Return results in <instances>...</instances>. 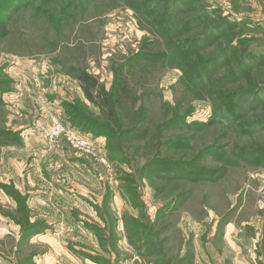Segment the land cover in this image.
Listing matches in <instances>:
<instances>
[{
  "label": "rangeland",
  "instance_id": "1",
  "mask_svg": "<svg viewBox=\"0 0 264 264\" xmlns=\"http://www.w3.org/2000/svg\"><path fill=\"white\" fill-rule=\"evenodd\" d=\"M19 1L12 10L0 5L9 19L0 38V131H17L15 122L25 126H15L23 131L18 144L0 148V264H264V127L241 133L264 107L245 114L244 128L217 121V102L208 89L196 91L182 62L143 59L167 53L168 41L145 16L157 0ZM206 10L210 17L191 25ZM178 18L190 31L172 36L174 43L227 28L188 62L206 61L237 39L243 41L237 58L245 51L264 55V0H197ZM234 66L217 70L212 81ZM70 68L85 70L106 91L124 73L126 126L144 121L136 134L113 137L124 162L111 159L105 136L69 122L66 104L96 124L107 122ZM258 68L219 84V91L263 88L264 61ZM23 83L34 91L36 107L12 114ZM56 123L65 133L50 139L46 133ZM68 132L89 136L93 155L76 149ZM246 153L260 157L238 159ZM157 158L218 175L142 173Z\"/></svg>",
  "mask_w": 264,
  "mask_h": 264
},
{
  "label": "trees",
  "instance_id": "2",
  "mask_svg": "<svg viewBox=\"0 0 264 264\" xmlns=\"http://www.w3.org/2000/svg\"><path fill=\"white\" fill-rule=\"evenodd\" d=\"M19 0H0V5L9 7V10L13 9ZM20 0L19 2H21ZM193 2L197 4V0H157L153 3L152 7L145 10V16L151 19L154 28L166 38L167 53L163 55L144 54L143 59L149 62L161 61L164 58L169 59L172 62H182L181 67L184 68L187 73L186 79L192 81L191 85H196L197 90L208 89V92L213 96L212 99L217 102L216 104V117L217 121H225L227 124L236 123L237 128H244L245 124L241 123V120L245 114L254 113L259 107H264V87L260 89H248L241 90L239 92L224 93L220 92L219 84L235 82L237 79L248 77L249 72L252 69H259L258 67L264 61V55L253 54V52L245 51L244 55L239 58L238 54H242L240 51L243 41L237 39L236 44L230 43L226 45L218 54L210 57L205 61V58L198 59L196 61L188 62V57L197 54L200 50L208 48L211 39H216L220 36V31H227L225 25L216 26L213 29L200 37H196L189 40H183L178 43L170 41L172 36H185L189 33L188 21H182L178 18L181 13H187L192 8ZM168 7V8H167ZM203 12V11H202ZM167 14L168 17L165 20H161L160 17ZM209 11L206 10L202 14H199L195 19H192L191 25L201 24L205 18L210 17ZM9 21L3 15H0V38L6 35V25ZM236 26V25H235ZM182 27V28H181ZM224 29V30H223ZM231 42V41H230ZM238 43V44H237ZM233 62V63H232ZM235 66L228 73L224 74L218 80L212 81L211 75H213L220 68H230ZM198 69L196 73H192L191 70ZM123 71V70H122ZM71 76L79 82L83 94L87 101L93 104L99 109L100 112L106 118V123L96 124L87 114L78 111L71 105L66 104L65 109L69 112V122L75 128L85 133H90L94 137L105 136L107 139V151L111 159H121L125 161V153L114 143L113 137L117 132L121 137H130L136 134L143 128L144 121L139 122L136 126H126V120L123 116L125 106L123 101L128 98L129 84L125 78L123 72L117 73L115 76V83L111 91H106L105 88L98 82L96 78L89 75L85 70L69 69ZM259 87V86H257ZM0 91V102H2ZM181 124H186V118H180L178 120ZM238 122V123H237ZM241 123V124H240ZM264 127V115L258 119V121L242 130L241 133H255L259 127ZM115 131V132H114ZM21 131H0V148L10 145L18 144L20 140ZM255 157H260L257 154H244L238 156V159L250 161ZM264 158V156L262 155ZM227 161L230 163L231 160ZM142 173L146 175H155L162 178H197V179H213L216 177L217 171L211 169H205L196 167L187 163L173 162L169 159L160 161V159H153L146 162L142 168ZM129 231V229H127Z\"/></svg>",
  "mask_w": 264,
  "mask_h": 264
},
{
  "label": "crops",
  "instance_id": "3",
  "mask_svg": "<svg viewBox=\"0 0 264 264\" xmlns=\"http://www.w3.org/2000/svg\"><path fill=\"white\" fill-rule=\"evenodd\" d=\"M20 86H21V90H22V92H20V93H22V94H20L18 97L15 96V97H17L16 101L13 100L12 97L10 99V96H9V98H7L8 104L15 101L14 102L15 104L12 107H10V109L12 110L11 113L16 114V115H19L21 110L25 111L28 114V112H29L28 108L33 109L34 107H36L34 91L31 90V88L28 84L23 83ZM30 99L32 100V103H31V101H29ZM32 106H34V107H32ZM27 114H26V117H29ZM11 119H13V117ZM9 123H11V122H9ZM15 126L18 127V129H21V128H22V130L25 129V126H19L17 122H15L14 126H11V128L18 131V129H16ZM30 133L31 132H29V134ZM6 149H9V148H5V149H3V151H5ZM122 231H123V229H122Z\"/></svg>",
  "mask_w": 264,
  "mask_h": 264
},
{
  "label": "built area",
  "instance_id": "4",
  "mask_svg": "<svg viewBox=\"0 0 264 264\" xmlns=\"http://www.w3.org/2000/svg\"><path fill=\"white\" fill-rule=\"evenodd\" d=\"M63 132L65 133V129L63 128V126H61L59 123H56L53 128H51L47 133L46 136L50 139H53L57 136H60L63 134ZM69 135V142L76 148L78 149L80 152L88 155V156H92L94 153V148H93V144L89 138V136H83L80 134H76V133H67ZM104 163H106V161H103Z\"/></svg>",
  "mask_w": 264,
  "mask_h": 264
}]
</instances>
